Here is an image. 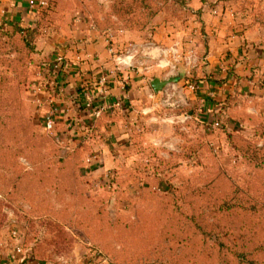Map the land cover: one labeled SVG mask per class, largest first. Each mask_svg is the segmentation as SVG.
Wrapping results in <instances>:
<instances>
[{"label": "rangeland", "instance_id": "obj_1", "mask_svg": "<svg viewBox=\"0 0 264 264\" xmlns=\"http://www.w3.org/2000/svg\"><path fill=\"white\" fill-rule=\"evenodd\" d=\"M48 1L41 21L35 12L21 25L36 28L31 45L0 16V258L16 231L38 264H93L98 252L109 264H264V0ZM204 7L255 62L232 110L203 114L184 83L200 79L193 57L178 51L170 64L143 65V112L106 129L86 116L89 139L62 127L57 145L45 133L35 103L50 65L43 46L75 20L157 51L159 26L199 33ZM151 78L177 81L154 99Z\"/></svg>", "mask_w": 264, "mask_h": 264}, {"label": "crops", "instance_id": "obj_2", "mask_svg": "<svg viewBox=\"0 0 264 264\" xmlns=\"http://www.w3.org/2000/svg\"><path fill=\"white\" fill-rule=\"evenodd\" d=\"M28 4L29 0H2L0 16L5 15L4 18H6L7 15L9 20H12V25H26L25 23L30 20L32 22L35 14L29 9ZM201 12L199 33L198 30H194L192 35L178 30V32H174L175 34H170L166 32L164 24L159 26L155 38L162 45L158 47L157 51L144 47L139 41H132L130 39L132 35L126 31L122 33L113 31L115 35L114 51L126 55V60L130 59V67H122L115 75L109 77L107 92L104 96L96 94L99 71L110 72L115 69L113 56L107 50L103 36L105 31L97 30L94 26L77 19L72 23L70 30L65 32V38L59 39V42L56 40L57 43L45 44L43 56L45 59L50 58L49 61L46 59L49 64L56 55L64 56V65L59 79L54 87H48L43 95L45 99L53 98L55 126L59 127V131L63 127V130L65 129L67 132L70 122L88 121L86 116L91 118L92 110L97 108L101 102L119 103V107H115L99 119H90L94 124L104 121L105 129L107 126H112L114 119L119 114L120 118L123 115H130L135 112L136 108L143 112V103L147 99L146 92L141 87L144 81L143 65L147 63L152 64V69L160 68L163 62L170 64L179 59L176 57L178 51L179 60L184 56L187 59L190 56L193 57L194 74L200 78L197 79L198 91L195 93V98L203 106L204 115L207 113L213 116L224 106L233 104V100L237 101V98H241L242 94H245L247 85L251 84V81L241 78L250 73L255 62L249 61L245 56L246 51L240 48V43L226 30V23L222 17H213L212 11L206 7ZM200 33H205V42L196 43L200 38ZM178 36L182 38V41L179 40L181 51L174 47ZM54 39H57V36ZM189 82L191 83L187 80L184 83L188 84ZM58 86L63 92L55 95V89ZM85 91L96 96L88 107L82 97V93ZM147 95L154 99L160 98V93L154 91ZM74 101L75 104H73ZM67 117L70 122L67 121ZM82 135L80 133L78 136ZM25 264L38 263L29 259Z\"/></svg>", "mask_w": 264, "mask_h": 264}, {"label": "built area", "instance_id": "obj_3", "mask_svg": "<svg viewBox=\"0 0 264 264\" xmlns=\"http://www.w3.org/2000/svg\"><path fill=\"white\" fill-rule=\"evenodd\" d=\"M2 2V0H0ZM29 9L33 12H37V10L41 7H44L46 5L45 0H29ZM214 14L217 13V11H213ZM95 28V27H94ZM105 38V43L107 45V50L109 53L113 56L114 63H115V69L110 72H105L100 70L99 71V77L97 79L96 83V94L97 96H104L107 92V85L109 83V77L112 75H115L119 69L122 67H130V59L126 60V55L116 53L114 51V44L113 41L115 39V35L113 34V31L106 30L103 34ZM192 53V52H190ZM64 65V56L61 54H58L55 56L54 60L50 63V65L47 68L46 77L40 83L35 87V96L37 97L35 99V103L39 107H43L45 109V113L43 116V129L46 132H53L56 125L55 120V114L53 109V98L51 99H45L43 98V95L48 87H54L55 83L60 77L62 67ZM198 88V84L191 82L188 83V89L191 91H195ZM61 87H56L55 89V95L62 94ZM166 96H168L166 94ZM82 97L85 100L86 107L90 106L93 99L96 97L94 95H90L88 92H83ZM46 100V101H45ZM48 102V103H47ZM47 103V104H46ZM76 102L74 101L73 104ZM47 105V108H46ZM115 107H119V103H106L101 102L97 108L92 110L91 112V118L96 119L100 117V115L104 113H108L109 111H112ZM88 126V125H87ZM69 127H74L76 131L80 132L81 129L84 130L81 134H83L81 137L83 139H89L91 137V131H88L84 125V121L81 120L80 123H74L70 122ZM56 142L59 144H62V142L59 140V138H56ZM12 240L14 242V245L12 246L11 252L7 257L0 258V264H22L27 263L31 257L27 254L26 250L24 249L21 239L19 237V234L16 231L12 232ZM93 264H109L108 260L100 253H94L92 255Z\"/></svg>", "mask_w": 264, "mask_h": 264}, {"label": "trees", "instance_id": "obj_4", "mask_svg": "<svg viewBox=\"0 0 264 264\" xmlns=\"http://www.w3.org/2000/svg\"><path fill=\"white\" fill-rule=\"evenodd\" d=\"M45 2H46V5L44 6V7H41V8H39L38 10H37V13H39L40 14V16H38L39 17V21H41V16H42V14H43V12L44 11H46L47 9H48V7H49V1L48 0H45ZM39 24V23H38ZM92 26H94L97 30H106V29H100V28H98L95 24H92ZM12 36H14V37H18L19 39H23V40H25V42L27 43L26 45H31V43H30V40L31 39H33L34 37L36 38L37 37V35L35 34V30H36V28H30L29 27V29L28 28H26V27H22L21 25H19V24H13V26H12ZM223 110L224 111H230V110H232L231 108H229V105H226V106H224L223 107ZM105 114V113H104ZM104 114H102V115H100V117H102ZM100 117H98V119L100 118ZM88 131H91V136H92V130H94L93 128H91V126H87V128H86ZM45 131V130H44ZM60 131H59V129L55 126V129H54V131L53 132H51V133H49V132H46L45 131V133L48 135V136H51V138H52V140L57 144V145H61V144H59V143H57L56 142V138H59V136H58V133H59ZM60 139V138H59ZM81 139H83V137L81 138ZM80 139V140H81ZM82 141V140H81ZM63 143V142H62ZM144 174H147V173H144ZM30 252H31V259L32 260H36V262L37 261H39V259H37L36 258V256H35V254L33 253V250L32 249H30ZM40 262V261H39Z\"/></svg>", "mask_w": 264, "mask_h": 264}, {"label": "water", "instance_id": "obj_5", "mask_svg": "<svg viewBox=\"0 0 264 264\" xmlns=\"http://www.w3.org/2000/svg\"><path fill=\"white\" fill-rule=\"evenodd\" d=\"M171 82H176V79L161 81L157 78H153L149 80V85L155 93H159L166 85Z\"/></svg>", "mask_w": 264, "mask_h": 264}]
</instances>
